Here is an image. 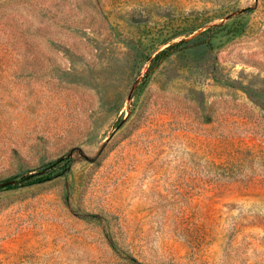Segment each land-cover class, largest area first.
<instances>
[{"label": "rangeland", "instance_id": "1", "mask_svg": "<svg viewBox=\"0 0 264 264\" xmlns=\"http://www.w3.org/2000/svg\"><path fill=\"white\" fill-rule=\"evenodd\" d=\"M0 264H264V0H0Z\"/></svg>", "mask_w": 264, "mask_h": 264}]
</instances>
